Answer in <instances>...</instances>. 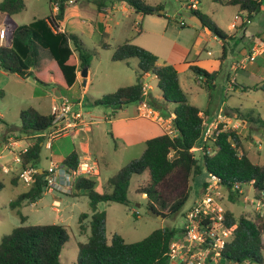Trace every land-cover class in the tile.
<instances>
[{
  "label": "rangeland",
  "instance_id": "374dc122",
  "mask_svg": "<svg viewBox=\"0 0 264 264\" xmlns=\"http://www.w3.org/2000/svg\"><path fill=\"white\" fill-rule=\"evenodd\" d=\"M88 1L77 0V3L73 4L74 0L72 4L70 3L68 10L76 9V6L84 7L82 10L86 15L83 14V20L90 24L91 18L95 21L98 18V10L93 3ZM146 2L152 6L162 5L164 14L143 15L136 13L124 1L108 0L110 13L104 14L103 20H100L103 37L98 32L82 37L89 51H97L91 62L93 80L89 92L85 95L86 99H83L84 106L79 107V104L75 102L77 98H81L79 89L62 90V96L55 98L52 103L54 96L50 79L47 78L50 85L43 86L33 77L21 78L14 74H3L0 70V114L3 115V118H0L1 133L13 134L18 131L21 124L20 113L24 109L33 107L44 114H50L54 104L59 105L62 100H69L74 110H81L82 119L87 125L70 129L66 135H58L52 140L54 150H61V153L53 155V160L62 162L63 158L74 150L80 153L92 152L99 170L95 177V190L100 193L109 192L111 189L108 180L130 161L141 157L148 139L161 135L165 131L163 123L138 115V104L136 103L117 109L110 105L95 104V101L104 95L112 94L120 87L136 83L140 72L137 58L112 61L116 46L131 39L134 44L154 53L158 57L159 66L171 64L177 68L181 87L190 104L203 111L207 109L211 112L215 111L213 115L222 107L230 118H233V113L229 111L236 110L240 114L231 119L233 124H238V118L248 115L258 118L257 121L249 122L248 127L243 129L245 134L243 149L253 162L264 164V54H257L253 61L248 60L243 69L235 70L231 66L232 62L241 61L249 56L253 43L259 45L263 43L264 10L254 15L243 30L239 27L230 29L229 25L235 20L236 15L245 17L237 6L224 5L214 0H199L197 10L228 36L245 34L238 43H235L234 39L229 40L228 50L231 49L229 54L232 57L227 59L220 73L217 71L218 85L212 88L208 87L205 82L198 81L190 69L189 62L196 59L194 42L198 30L201 29L192 22L190 0H146ZM50 13L49 0H25V8L20 13L10 16L8 22L12 29H16L36 19L46 18ZM105 17L111 18L107 20L112 26L110 37H108L110 29L104 26ZM7 42L11 44V37H7ZM206 44L207 50L212 51L214 57L221 53L222 47L217 40H210ZM105 46L108 47L105 48ZM37 49L40 57L35 70L44 75V71L50 66L49 60L52 57L41 45L37 44ZM205 52H202L200 58H207ZM228 77L243 89L229 90ZM143 84L153 87L152 92L155 99H151L163 101L154 74L150 73L143 77ZM175 106L174 103L167 104L164 111L172 110ZM125 109H128V112L124 111ZM86 127L90 128V131H87ZM253 128L254 136L252 135ZM251 136L254 139H251ZM51 152L45 145L42 147L39 159L42 165L47 166V158ZM3 154L2 162H13L14 154L12 155L8 149H4ZM170 156L174 157V153ZM195 156L199 157L200 153L196 152ZM0 179L5 184L0 191L1 240L4 235L11 233L15 227L21 225V217L17 210L10 207V202L26 188L21 184H11L8 176H0ZM149 181L150 177L147 172L132 178L128 191V198L131 201L129 207L114 202L98 204V210H105L107 213L106 235L109 241L115 233L120 234L126 242H136L158 228L171 226L183 228L186 224L187 210L197 198L202 186L211 182V176L202 164L200 173L195 175L191 181L192 190L185 205L178 213L162 220L149 215L146 194L137 193L138 187L147 185ZM223 192L225 194L224 205L237 217L241 215L251 217L254 213H258L254 206L247 200L245 201L246 197L250 200L255 199L251 186H243L244 195L236 202L229 200L226 190L223 189ZM55 201L60 202L57 208L54 207ZM20 210L24 216H27L24 223L26 225H65L70 239L62 250L61 263L76 264L79 255L78 243L85 242L90 235L89 218L83 221L86 226L84 231H81L79 227L80 215L82 213L92 214L90 199L83 191L79 193L74 191L72 195L56 191L44 192L42 198L35 204H25ZM170 264L178 263L170 261ZM245 264L259 263L246 262Z\"/></svg>",
  "mask_w": 264,
  "mask_h": 264
},
{
  "label": "trees",
  "instance_id": "16d2710c",
  "mask_svg": "<svg viewBox=\"0 0 264 264\" xmlns=\"http://www.w3.org/2000/svg\"><path fill=\"white\" fill-rule=\"evenodd\" d=\"M69 0H49L51 13L46 18L36 19L30 24L12 29L9 17L20 13L25 8V0H2L0 2V30L5 28L6 37L0 38V70L8 74H17L22 78L33 77L39 84L70 88L76 81L77 71L89 67L97 51H89L82 40L74 33L61 30ZM102 9L108 0H89ZM136 13L143 15L156 14L162 5L152 6L146 0H121ZM224 5L238 6L246 12L247 19L261 12L263 0H214ZM57 11L54 12V5ZM192 14L201 18L203 27L215 36L226 40L228 35L214 22L205 19L197 9L190 7ZM245 25V24H242ZM185 26V25H184ZM237 26V25H236ZM7 37H11L8 44ZM37 44L47 49L53 58V64L39 74V51ZM108 46H105V48ZM137 58L139 75L136 83L123 86L112 94L104 95L95 101L96 105H110L115 109L131 103L140 104L146 98L143 77L152 73L158 81V88L163 101L148 99L147 103L161 112L165 117L174 114L172 120L176 135L167 132L146 141V148L140 158L130 161L108 180L109 192L95 190L97 175H83L76 179L73 191L84 192L90 199L92 214L82 213L79 217L81 231L86 229L83 221L89 218L90 235L85 242H79V255L76 264H170L168 252L173 240L182 236L184 229L171 226L155 229L140 241L126 242L118 233L111 240L106 235L107 213L98 210L100 202H114L130 206L128 191L134 176L147 172L150 181L139 186L137 193L146 194L147 207L164 218L178 213L190 197L191 181L200 173L203 164L210 176H215L219 184L228 191L229 200L236 202L244 194L232 191V188L249 185L254 190L255 198L264 201V164L253 162L243 149V137L237 128L222 131L212 144L211 153H201L196 157L191 152L203 133V111L190 104L181 87L179 71L174 65L159 66L158 57L150 50L126 40L116 46L113 61H125ZM190 69L197 78H205L208 87L217 76V72L192 65ZM45 76V77H44ZM52 80L50 83L48 82ZM174 103L172 110L164 111L167 104ZM116 113V112H114ZM20 134L32 135L36 132L50 130L53 126V114H44L38 109L29 107L20 113ZM248 122L257 121L252 115L244 116ZM259 120H261L259 118ZM264 123V121H263ZM44 138L35 140L29 145L27 153L21 154L23 167L37 166ZM241 150V152H240ZM174 153V157H171ZM81 161L77 151L68 154L63 164L76 169ZM20 177L13 178L16 185ZM5 184L0 179V191ZM44 175L37 173L33 184L10 202V207L17 210L21 225L0 240V264H61V253L70 235L65 225L61 224H24L27 216L21 212L25 203H36L44 194ZM72 193L70 195H72ZM68 195V194H66ZM227 224L236 225L233 237L226 244L224 256L238 263L264 262V211L253 216L241 215L227 209Z\"/></svg>",
  "mask_w": 264,
  "mask_h": 264
},
{
  "label": "built area",
  "instance_id": "2783aa9c",
  "mask_svg": "<svg viewBox=\"0 0 264 264\" xmlns=\"http://www.w3.org/2000/svg\"><path fill=\"white\" fill-rule=\"evenodd\" d=\"M264 1V0H263ZM199 0H190V7L197 9ZM264 8V2L262 4ZM57 10V4L54 5ZM239 18V16H237ZM238 23H233L232 27H236ZM184 26L185 24L182 23ZM7 33L5 28L0 30V38L4 39ZM261 52L258 47L254 48L249 56L245 57L237 63L238 67H245L244 64L249 60L253 61L255 56ZM211 54V52H209ZM149 86L144 85L145 92ZM81 106V105H80ZM139 115L148 119L158 121L160 123H169L166 132L172 136L176 135L172 120L174 114L170 118L164 117L160 111L150 106L147 101H143L138 105ZM51 114L54 115L53 126L48 131L36 132L33 137L37 140L44 138L43 144L47 148H52V140L58 135H66L67 131L76 128L80 124L86 122L82 119L81 110H74L73 104L65 99L59 105H53ZM203 116V133L200 142L192 147L191 152L211 153L213 151L212 144L217 140L218 135L233 127L231 118L224 109H220L214 116ZM212 143V144H211ZM28 147L22 148L14 154L13 163L20 167L18 176L20 180L27 186L33 184L34 176L40 173L37 166L29 165L23 167L21 154L27 153ZM3 171L8 173L9 167L4 166ZM99 173L98 165L90 158L81 159L76 169L66 167L62 162L50 161L49 166L41 174L44 175L45 188L44 192L52 193L54 191L71 194L74 182L80 176L97 175ZM224 187L219 184L218 178L211 176V182L202 186L197 198L186 212V224L181 237L172 241L168 256L170 261L178 264H244L236 261L228 260L224 256L226 244L233 237L236 225L229 226L227 224V207L224 205L225 194ZM225 190V189H224ZM232 191L243 193V186L239 184L232 188ZM228 193V191L226 190ZM248 201L259 213L264 211L263 199ZM60 202L55 201L54 207H59Z\"/></svg>",
  "mask_w": 264,
  "mask_h": 264
},
{
  "label": "crops",
  "instance_id": "0c3cea01",
  "mask_svg": "<svg viewBox=\"0 0 264 264\" xmlns=\"http://www.w3.org/2000/svg\"><path fill=\"white\" fill-rule=\"evenodd\" d=\"M71 2H74V0H69L68 1V6L66 8L64 18H63V20L61 22V30L68 31V32L76 34L82 40L83 43H84V40L82 39V37L84 35H94L97 32L100 35H102V31H101L102 22H101V25H100V20H103V18H104L103 15L104 14L107 15V14L110 13V9L108 8V4L106 3V5L104 7H102L101 10H99L97 8V10H98L97 11L98 18H96V21L91 18L90 24H88L87 22H85L83 20V14L86 15L85 12L82 10V8L84 9V7H79L78 8L76 6V9L72 8V9H75L74 11H72V9L68 10V8H70L69 6H70ZM88 2H90V1H88ZM76 3H77V0H75V2L73 4H76ZM262 9L264 10L263 6H262ZM53 10H54V12L57 11L55 8ZM239 11H240V9H239ZM241 13H243L245 17H243L241 15H236L235 20H233L230 23V25H229L230 29H234V28L239 27V28H242V30H243L246 27V23L249 21L247 19V14H246V12H241ZM237 16H239V18H237ZM110 19H111L110 17H105V19H104V22H105L104 26H106V28L110 29L108 37H110V35L112 33V31H111L112 30V26L109 24V22H107V20H110ZM235 22L238 23L237 26L236 27H232V24L235 23ZM242 24H245V25H242ZM200 27H201V29L198 30V35H197V38H196V40L194 42V47L196 49V54H195L196 55V59L194 61H192V62H189V65L190 66L195 65V66L201 67L203 69H206L209 72H217L218 71L220 73L222 71V66L226 63L227 59H231V57H232L229 54V51L231 49L228 50L229 40L234 39L235 43H238L240 41V39L244 38L245 34H243L242 36H237V35L233 36V34H232L231 36H228V38L224 41V40L218 38L217 36H215L209 29L204 28L203 26H200ZM102 37H103V35H102ZM127 40H130L132 42L131 39H127ZM210 40H217L219 45L222 47L221 53L217 57L216 56L214 57V53L212 51H210V50H207V48H206V46H207L206 42H208ZM100 41H102V40H100ZM256 47L261 49V52L259 54H264V41H263V43L261 45H259L258 43H253V45L251 46V49H250V54L253 51V49L256 48ZM203 51H206L205 53L207 55V58H204V59L200 58V56H201ZM209 52H211V54H209ZM39 55H40V52H39ZM211 56H213L214 58L211 57ZM49 61H50V64H53V58H51ZM113 62H118V61H113ZM238 62L239 61L232 62L231 66H232L233 69L237 70V69L241 68V67L237 66ZM34 71L37 72L36 70H34ZM81 71L82 70L77 71L76 81L70 88H60L58 86H52V89L54 87L59 89V91L61 93V96H62V90L70 91V90H74L75 88L79 89L81 98H77V100L75 101V102H77L79 104V107H80V105L84 106V102H85L84 100L86 99L85 95L89 92L90 87L92 86V80H93V72H92L91 64L88 67V74H87L86 77L81 75ZM2 73L3 74H7L4 71H2ZM149 74L150 73L145 74L144 77L148 76ZM14 75H17V74H14ZM17 76H19V75H17ZM50 81H52V80H50ZM198 81L205 82V78L200 77V78H198ZM227 81L229 82V84H228V89L229 90L238 91V90H242L243 89V87L239 88V84L234 83L232 80H230L229 77L227 78ZM217 85L218 84H217V76H216V78L212 82V88H216ZM149 90L150 91H146L145 92V96H146L145 101H148V99H151V98L155 99V97L153 95V92H152L153 87L150 86ZM53 96L54 97L52 98V103L54 102L55 98H60V97L55 96L54 93H53ZM162 100H163V98H162ZM137 109H138V106H137ZM220 109H223V108L221 107V108H219V110ZM124 111L128 112V109H125ZM208 111H209V113L206 114V115L214 116L213 114L215 113V111H212V112L210 110H208ZM229 112L233 113V118L231 117V119H234L235 117H237L240 114L236 110L235 111L231 110ZM50 114H51V112H50ZM138 115H139V113H138ZM170 117H166V118H170ZM0 118H3L2 114H0ZM237 121H238V124H233V120H232V124L231 125L233 127L235 126V128H238L239 132L242 134V137L244 139L245 138V134L243 133V129H246L250 123L248 121H246L245 119H243V118H238ZM86 125H87V123L82 124V125H78L75 129H77L79 126H86ZM163 125H164V130H165L164 132H166V129L169 126V123H164ZM238 126L240 127V129H239ZM86 130L90 131V128L86 127ZM254 134H255V131H254V128H253V134L252 135L254 136ZM253 136H251V139H254ZM35 140L36 139L32 135L20 134L19 131H17L16 133H13V134H8V133L7 134H2L1 133V125H0V176H8L11 184H13L12 183V179L13 178H18V172L20 170V167L15 165L12 161H3V162L1 161L3 159V157H4V154H3L4 153V149H8L9 152L13 155V154L19 152L22 148L32 144ZM41 145L43 147L45 144H43V142H42ZM50 150L52 152L49 154V156L47 158L48 159L47 166L42 165L40 161L37 163V167H38V170H39L40 173H42L45 169H47V167L49 166L50 161H55V160H53L54 159L53 158L54 154L61 153V150H59V149L54 150L53 146H52V148H50ZM75 151H77L79 153L81 159L87 157V158H90L93 162H95V160H96L94 158V155H93L92 152L84 151V152L80 153L78 150H75ZM64 158H63V160H64ZM63 160H62V162H63ZM95 163L97 164V162H95ZM258 164H260V163H258ZM4 166L9 167L10 171L8 173L3 171V167ZM20 184L23 185L25 188H27V186L21 180H19L16 185H20ZM25 204H27V203H25ZM30 204H35V203H30Z\"/></svg>",
  "mask_w": 264,
  "mask_h": 264
},
{
  "label": "water",
  "instance_id": "95a60500",
  "mask_svg": "<svg viewBox=\"0 0 264 264\" xmlns=\"http://www.w3.org/2000/svg\"><path fill=\"white\" fill-rule=\"evenodd\" d=\"M154 13L158 14V15H163L164 14V10L163 9H159L157 12L155 11ZM192 22L199 25V26H203V22L201 20V18H199L198 16L196 15H193L192 16ZM88 74V67H85L82 71H81V75L86 77ZM53 93L55 96L57 97H61V93L59 91L58 88L54 87L52 89ZM148 213L150 216L154 217V218H157V219H164V216L162 214H159L157 213L156 211H154L153 209H148Z\"/></svg>",
  "mask_w": 264,
  "mask_h": 264
}]
</instances>
